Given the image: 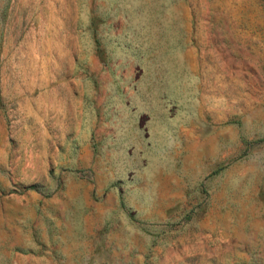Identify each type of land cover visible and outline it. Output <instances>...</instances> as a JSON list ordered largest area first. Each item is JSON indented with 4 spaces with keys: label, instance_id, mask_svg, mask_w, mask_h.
<instances>
[{
    "label": "rangeland",
    "instance_id": "rangeland-1",
    "mask_svg": "<svg viewBox=\"0 0 264 264\" xmlns=\"http://www.w3.org/2000/svg\"><path fill=\"white\" fill-rule=\"evenodd\" d=\"M0 264H264V0H0Z\"/></svg>",
    "mask_w": 264,
    "mask_h": 264
}]
</instances>
